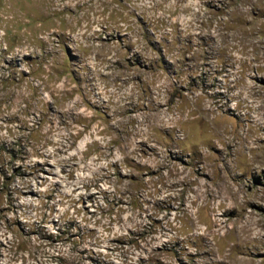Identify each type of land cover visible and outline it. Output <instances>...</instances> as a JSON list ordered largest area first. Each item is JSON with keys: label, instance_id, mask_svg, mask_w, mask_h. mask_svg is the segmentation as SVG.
Returning a JSON list of instances; mask_svg holds the SVG:
<instances>
[{"label": "rangeland", "instance_id": "1", "mask_svg": "<svg viewBox=\"0 0 264 264\" xmlns=\"http://www.w3.org/2000/svg\"><path fill=\"white\" fill-rule=\"evenodd\" d=\"M0 264H264V0H0Z\"/></svg>", "mask_w": 264, "mask_h": 264}]
</instances>
